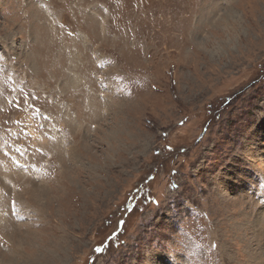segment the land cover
<instances>
[{
  "label": "rangeland",
  "instance_id": "obj_1",
  "mask_svg": "<svg viewBox=\"0 0 264 264\" xmlns=\"http://www.w3.org/2000/svg\"><path fill=\"white\" fill-rule=\"evenodd\" d=\"M262 208L264 0H0V264H264Z\"/></svg>",
  "mask_w": 264,
  "mask_h": 264
},
{
  "label": "bare ground",
  "instance_id": "obj_2",
  "mask_svg": "<svg viewBox=\"0 0 264 264\" xmlns=\"http://www.w3.org/2000/svg\"><path fill=\"white\" fill-rule=\"evenodd\" d=\"M13 190L15 191V189L13 188ZM262 210L264 211V208H262ZM1 217H3V214H2V212H1V210H0V218ZM5 220V219H4ZM3 225V224H2ZM5 229H8L9 228V226H7V224H6V226L4 227ZM158 258H160V264H169L168 263V261L167 260H165L164 258H162V257H158ZM32 262H33V264H34V261L33 260H31V264H32ZM155 264V263H154Z\"/></svg>",
  "mask_w": 264,
  "mask_h": 264
}]
</instances>
